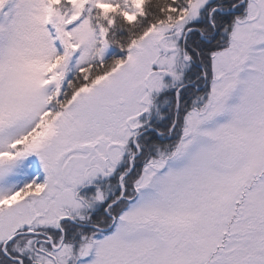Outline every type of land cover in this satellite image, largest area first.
<instances>
[{"label":"snow or ice","instance_id":"6c2138e0","mask_svg":"<svg viewBox=\"0 0 264 264\" xmlns=\"http://www.w3.org/2000/svg\"><path fill=\"white\" fill-rule=\"evenodd\" d=\"M0 264H264V0H0Z\"/></svg>","mask_w":264,"mask_h":264}]
</instances>
